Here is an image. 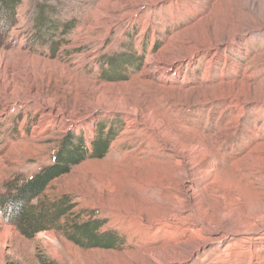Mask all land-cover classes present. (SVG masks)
I'll return each instance as SVG.
<instances>
[{
    "label": "rangeland",
    "instance_id": "rangeland-1",
    "mask_svg": "<svg viewBox=\"0 0 264 264\" xmlns=\"http://www.w3.org/2000/svg\"><path fill=\"white\" fill-rule=\"evenodd\" d=\"M16 19L0 55L15 67L8 95L27 100L4 111L0 95V197L50 166L68 135L89 151L115 136L105 157L47 187L40 203L73 206L52 229L29 238L0 214V239L12 233L0 264H264V0H20ZM124 43L141 69L101 81ZM94 221L122 243L69 239Z\"/></svg>",
    "mask_w": 264,
    "mask_h": 264
},
{
    "label": "trees",
    "instance_id": "trees-1",
    "mask_svg": "<svg viewBox=\"0 0 264 264\" xmlns=\"http://www.w3.org/2000/svg\"><path fill=\"white\" fill-rule=\"evenodd\" d=\"M19 1L0 0V31H11L15 27ZM46 21L41 8L37 18L39 28L46 25ZM121 50L125 52L116 54L103 64L98 76L101 81L123 82L129 79L131 73L141 69L140 64L143 59L135 53L132 43L127 45L124 43ZM114 136L113 131L104 136L99 135L93 142L92 150L89 151L84 147L83 139L77 140L73 135H68L50 166L28 179L17 177L7 184V194L0 197L2 220L29 238L39 232L52 229L53 224L66 217L73 206L68 208L65 201L48 206L46 203H40L41 196L53 181L70 173L74 167L85 160L105 157ZM103 224L102 221L88 222L84 225L75 224L71 229L72 234L69 235V239L84 248L116 249L117 245L122 243L118 233L110 232L102 237L97 235Z\"/></svg>",
    "mask_w": 264,
    "mask_h": 264
},
{
    "label": "bare ground",
    "instance_id": "bare-ground-1",
    "mask_svg": "<svg viewBox=\"0 0 264 264\" xmlns=\"http://www.w3.org/2000/svg\"><path fill=\"white\" fill-rule=\"evenodd\" d=\"M5 59H6V57L4 54L0 55V95H1V97L6 96L5 97L6 101L3 105V110L7 111L9 109V107H10L9 105L11 103H15V102H18L20 100H27V98L22 97V93L19 89L16 90L15 92L11 93L10 95H8L9 91H11V89L15 85L16 75L14 74L15 70L13 69L15 67H12V66L10 67V65H8L5 62ZM152 65L153 66L151 67V69L164 70V68H162L163 66H162L161 62H159V61L153 63ZM152 72H154V71H152ZM28 82H29V85H28L29 92L32 93L33 88H34V85H33L34 80L32 78H29ZM34 98H35L37 103H40V99L37 95ZM117 106L119 107L118 109H120L122 111L130 112V114L137 116V114L135 113L136 111L131 110L125 101H123V100L118 101ZM52 114H53V111H49V112H46L45 115H43L44 118H43L42 122L35 128V134L36 135H40L44 132L43 130L46 128V126H48L50 124V122L52 120ZM10 238H12V233H11V230H8L5 234H3L1 236V239H0V259H1L2 263H3V259H4V255H5L3 246L5 245V243Z\"/></svg>",
    "mask_w": 264,
    "mask_h": 264
}]
</instances>
